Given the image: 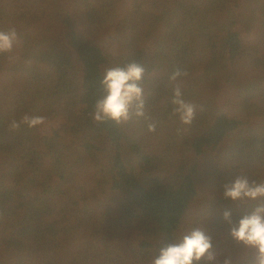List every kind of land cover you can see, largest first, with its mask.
Wrapping results in <instances>:
<instances>
[{
	"label": "trees",
	"instance_id": "trees-1",
	"mask_svg": "<svg viewBox=\"0 0 264 264\" xmlns=\"http://www.w3.org/2000/svg\"><path fill=\"white\" fill-rule=\"evenodd\" d=\"M11 26L0 264H150L197 226L219 264H253L229 236L223 212L244 209L223 186L264 181V0H0V30ZM131 61L146 69L149 119L95 123L105 69ZM176 69L188 72L184 99L202 108L190 126L170 118ZM25 115L47 123L11 130Z\"/></svg>",
	"mask_w": 264,
	"mask_h": 264
},
{
	"label": "clouds",
	"instance_id": "clouds-1",
	"mask_svg": "<svg viewBox=\"0 0 264 264\" xmlns=\"http://www.w3.org/2000/svg\"><path fill=\"white\" fill-rule=\"evenodd\" d=\"M19 44V33L15 26L0 30V55H6L9 62L16 60L15 48ZM145 67L136 61L123 66L106 68L100 80V95L94 103L92 118L95 123L112 122L117 126L134 120H148L144 78ZM188 72L176 69L169 76L172 85V110L170 118L178 119L183 126H190L196 119L201 106L184 99L180 81ZM47 123L43 116L25 115L21 120L10 123L11 130L22 125L36 128ZM148 131L155 132L156 124L149 123ZM179 131V129L177 130ZM223 197L244 209L233 219L231 210L223 212L230 238L244 249L255 253L253 264H264V181L258 182L246 175H237L225 184ZM248 205H254L248 209ZM150 264H219L214 251L213 238L206 230L197 226L182 232L174 240L162 246ZM223 264H232L226 258Z\"/></svg>",
	"mask_w": 264,
	"mask_h": 264
},
{
	"label": "rangeland",
	"instance_id": "rangeland-1",
	"mask_svg": "<svg viewBox=\"0 0 264 264\" xmlns=\"http://www.w3.org/2000/svg\"><path fill=\"white\" fill-rule=\"evenodd\" d=\"M112 49V48H111Z\"/></svg>",
	"mask_w": 264,
	"mask_h": 264
}]
</instances>
